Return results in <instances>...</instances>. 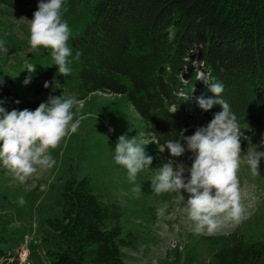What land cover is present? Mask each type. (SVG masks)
Listing matches in <instances>:
<instances>
[{"label": "trees", "instance_id": "trees-1", "mask_svg": "<svg viewBox=\"0 0 264 264\" xmlns=\"http://www.w3.org/2000/svg\"><path fill=\"white\" fill-rule=\"evenodd\" d=\"M30 2L0 5L16 9ZM68 46L79 98L93 91L125 94L168 160L192 163L188 151L176 158L166 148L161 152L165 142L178 139L191 122L207 126L222 110L197 105V98H215L198 79V66L211 82L223 84L222 99L248 137L241 139V150L264 151V0H96ZM71 73L59 75L52 63L30 76L67 81ZM0 96H14L4 81ZM120 215L118 204L97 198L89 177L65 180L60 216L45 220L50 232L42 240L53 242L45 251L47 264H126L120 248L134 243L131 232L120 237ZM186 237L184 264H194L200 249L207 250L209 264H264V241L239 227ZM6 254L0 249V259Z\"/></svg>", "mask_w": 264, "mask_h": 264}, {"label": "rangeland", "instance_id": "rangeland-1", "mask_svg": "<svg viewBox=\"0 0 264 264\" xmlns=\"http://www.w3.org/2000/svg\"><path fill=\"white\" fill-rule=\"evenodd\" d=\"M38 2L31 0L16 9L0 5V41L8 48L7 54L0 51V80L14 92V96H0L4 101L0 106L7 111L25 108L34 111L40 103L47 102L49 96L74 95L79 104L74 106L73 112L86 118L76 133L66 137L58 148L50 149V154L57 161L52 169L40 170L21 184L0 167V249L12 257L19 251H25L26 261L47 264L45 251L52 247L53 242L42 240L50 232L45 220L60 216L64 181L87 176L93 193L101 202L118 204L121 211L120 237H125L128 232L133 235L134 247L120 248L126 264H184V250L189 247L186 236L194 233L193 222L186 213L178 210V194L157 195L152 191L151 180L168 159L160 154L159 146L144 129L142 120L127 102L125 94L93 91L79 98L80 90L73 73L72 79L67 81L30 76V73L38 74L41 66L54 63L50 49H33L30 46L28 20L33 18ZM94 2L96 0H64L67 10L63 12L62 19L69 25L70 36L80 31ZM202 72L205 75L202 67L198 66V79ZM26 78H30L27 85L23 83ZM45 82H49V87H44ZM16 100L20 103H14ZM198 127H201L200 121L191 122L186 135H192ZM122 134H127L129 139L136 137L137 141L150 142L145 151L153 157L152 163L149 169L137 174L134 183L129 181L127 170L114 161V148ZM253 148L241 150L237 173L246 218L238 224L227 222L215 234L239 227L247 236L264 241V159L259 162L260 175L253 176L243 157ZM255 150L263 151L257 147ZM185 165L190 167L191 163ZM49 180L51 184H48ZM42 184L48 185L47 190H41ZM137 185H141L139 194L132 191ZM180 194L186 202L188 194L183 191ZM20 197L26 201L23 205L19 203ZM165 206V218H158L157 209ZM197 252L194 264H209L207 250ZM178 256L179 261H173Z\"/></svg>", "mask_w": 264, "mask_h": 264}, {"label": "clouds", "instance_id": "clouds-1", "mask_svg": "<svg viewBox=\"0 0 264 264\" xmlns=\"http://www.w3.org/2000/svg\"><path fill=\"white\" fill-rule=\"evenodd\" d=\"M66 10L64 0H39L33 18L28 20L31 48L50 49L54 65L61 76H67L72 71L69 66L72 50L68 46L71 32L67 21L62 19ZM0 51L5 54L8 52L3 41H0ZM79 56L80 53L77 52L74 58L78 59ZM199 80L215 97L197 98L199 108L208 111L218 104L222 110L213 115L207 126L196 128L192 135L184 136L187 129H183L178 139L165 142L161 152L166 148L169 155L176 158L188 151L193 154L190 157L192 163L187 167L183 162L169 159L151 180V188L157 195L178 194V210L186 213L193 222V232L212 235L227 222L238 224L246 218L237 173L241 162V139L246 140L248 137L241 131L230 105L222 99L223 84L211 82L203 73ZM23 83H30V78H26ZM2 84L3 81L0 80V85ZM44 87H49V82H45ZM3 103L0 100V105ZM14 103L19 104L20 101L16 100ZM78 104L76 97L71 95L49 96L47 102L40 103L34 111L27 108L7 111L0 106V167L21 184L40 170L52 169L57 161L50 154V149L58 148L66 137L76 133L86 118L73 112L74 106ZM148 143L150 142L137 141L136 137L129 139L127 134L118 137L114 161L127 170L130 182L134 183L137 174L149 169L152 163L153 157L145 151ZM261 143L264 145V141ZM243 157L251 174L259 176V162L264 159V151H256L254 146ZM51 182L49 180L48 184ZM47 187V184L40 185L42 191L47 190ZM132 191L141 193V185L133 187ZM181 191L188 194L186 202H183ZM25 202L20 197L19 203L23 205ZM166 212V206L157 209L158 218H165Z\"/></svg>", "mask_w": 264, "mask_h": 264}, {"label": "built area", "instance_id": "built-area-1", "mask_svg": "<svg viewBox=\"0 0 264 264\" xmlns=\"http://www.w3.org/2000/svg\"><path fill=\"white\" fill-rule=\"evenodd\" d=\"M12 256L8 255L5 259H0V264H30L26 261L25 251H19L17 256Z\"/></svg>", "mask_w": 264, "mask_h": 264}]
</instances>
